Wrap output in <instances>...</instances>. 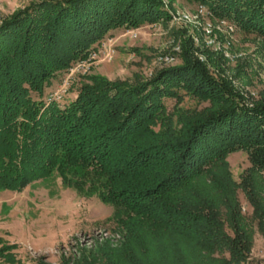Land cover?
<instances>
[{
    "label": "trees",
    "instance_id": "1",
    "mask_svg": "<svg viewBox=\"0 0 264 264\" xmlns=\"http://www.w3.org/2000/svg\"><path fill=\"white\" fill-rule=\"evenodd\" d=\"M199 3L264 39V0ZM169 17L162 0H31L0 20V190L21 191L56 171L110 203L121 234L58 264H247L253 228L239 189L264 238V92L249 101L215 77L189 39L181 62L147 81L86 73L63 106L32 97L111 30ZM186 95L207 104L178 108ZM236 150L250 162L239 182L227 162Z\"/></svg>",
    "mask_w": 264,
    "mask_h": 264
},
{
    "label": "rangeland",
    "instance_id": "2",
    "mask_svg": "<svg viewBox=\"0 0 264 264\" xmlns=\"http://www.w3.org/2000/svg\"><path fill=\"white\" fill-rule=\"evenodd\" d=\"M30 1L0 0V20ZM162 2L170 13L169 19L111 30L94 50L95 59L86 65V73L130 84L147 81L162 69L179 64L182 45L189 39L195 56L208 65L215 77L220 73L230 80L234 87L247 94L249 101L262 96L264 39L244 33L233 23L235 29L231 31L214 17L197 12L199 0ZM205 50L218 58L217 63ZM86 73L81 68L58 73L41 96L32 92V97L47 100L64 84L65 91L59 92L61 96L56 99L63 106L75 96ZM174 103L173 99L167 100V109L172 110ZM206 104L186 95L177 107L200 109ZM227 162L237 182L250 166L243 150L229 153ZM68 173L73 179H82V176ZM238 197L242 213L253 228V245L247 264H264V238L253 221L252 207L240 189ZM113 212L110 203L102 201L88 188L67 185L56 171L21 191L2 189L0 264H31L40 257L58 264L61 255L72 258L80 248L89 249L97 241L109 239L118 243L121 234L111 218Z\"/></svg>",
    "mask_w": 264,
    "mask_h": 264
},
{
    "label": "built area",
    "instance_id": "3",
    "mask_svg": "<svg viewBox=\"0 0 264 264\" xmlns=\"http://www.w3.org/2000/svg\"><path fill=\"white\" fill-rule=\"evenodd\" d=\"M196 10L197 12L199 13H204L206 15H210L211 14L209 13V10L207 9V7L202 4V3H199L196 7ZM216 21L221 24V25H224L226 27H228L231 31H234L235 29V26L230 23L229 21L225 20V19H222V18H215ZM95 56H96V52L92 51L88 54V56L85 58V59H82V60H79L77 61L73 67L70 68V71L73 72L74 70H78V69H82V72L86 73L87 72V69L88 67L86 65H89V62H91L92 60L95 59ZM65 91V88H64V84L62 85V88L60 90H57L55 91L49 98L48 100H56L58 99L60 96H61V93ZM61 92V93H59Z\"/></svg>",
    "mask_w": 264,
    "mask_h": 264
}]
</instances>
